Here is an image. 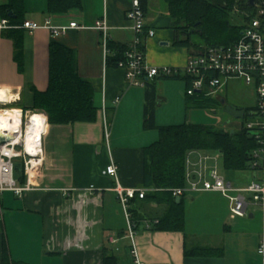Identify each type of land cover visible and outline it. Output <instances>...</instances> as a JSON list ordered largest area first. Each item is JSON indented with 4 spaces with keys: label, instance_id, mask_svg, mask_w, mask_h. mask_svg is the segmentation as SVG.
Instances as JSON below:
<instances>
[{
    "label": "crops",
    "instance_id": "obj_1",
    "mask_svg": "<svg viewBox=\"0 0 264 264\" xmlns=\"http://www.w3.org/2000/svg\"><path fill=\"white\" fill-rule=\"evenodd\" d=\"M7 1L0 0V22L4 19L1 6ZM147 2L144 22L155 37L145 43L146 62L155 68L182 70L191 52L173 46L175 32L166 0ZM131 3L132 0H81L80 8L57 13L49 12L48 0H24V22L42 26L49 21L53 27L75 22L79 29H69L58 38L45 29L33 33L23 29L0 31V90L19 92L18 105L32 111V87L40 92L47 90L49 47L56 42L73 52L77 74L92 85L98 109L95 122L48 123L42 177L37 188L22 197L11 192L0 194V264L4 244L11 260L25 264H104L105 258H114L110 264H135L125 213L113 191L115 179L105 171L114 163L122 187L154 191L144 187L143 166L144 149L157 140L143 127L145 87L131 86L123 69L107 66L103 36L94 29L95 23L105 18L109 41L132 43L135 34L126 18ZM213 4L225 6L226 1ZM19 30L23 31L22 71L14 58V38ZM149 82L156 86V109L172 100H186L184 80L156 78ZM232 82L238 81L228 82L217 99L229 104L230 96L235 95L233 100L237 102L245 97L256 101L254 90H245L241 95L235 89L228 91ZM116 98H120L117 104ZM239 103L230 106L253 108ZM109 112L113 113L111 118ZM157 113L155 110V121ZM90 188L93 190L88 192ZM197 202H201L200 212H195ZM183 207L184 231L166 232L152 228L165 206L129 202L128 211L131 208L142 215L134 226L139 261L260 264L257 248L262 217L258 218L251 209L259 207L249 205L245 217L231 219L228 200L217 193L191 194L190 201L187 197L183 200ZM193 249L221 250V254L202 256L196 252V256L187 257L186 251Z\"/></svg>",
    "mask_w": 264,
    "mask_h": 264
},
{
    "label": "trees",
    "instance_id": "obj_2",
    "mask_svg": "<svg viewBox=\"0 0 264 264\" xmlns=\"http://www.w3.org/2000/svg\"><path fill=\"white\" fill-rule=\"evenodd\" d=\"M225 6L215 5L212 0H166L169 15L172 20L171 28L175 32L174 47H181L195 51L216 46H228L234 43L244 29L243 25L232 23L230 11L235 6L234 0H225ZM144 11L147 0H140ZM241 11H251L247 5H238ZM81 7V0H48L49 12H66L69 9ZM4 19L10 24L21 25L24 22V0H8L1 6ZM245 20V17H241ZM14 38V58L22 71L23 43L22 30L17 31ZM193 37L199 43L193 41ZM109 55L106 58L108 67L119 68L124 60L128 45L116 44L108 40ZM145 51V46H143ZM192 55V54H191ZM166 80H184L187 89L191 87V79L184 76H169ZM187 91V90H186ZM32 111H42L47 115L50 125H70L75 123H91L97 118L98 109L94 103V89L90 83L79 77L76 70L75 56L71 50L53 42L49 47V83L44 92L35 90ZM187 109L198 108L206 110H224L221 100L206 97L204 93L187 95ZM157 106L156 86L146 82L143 127L147 131L156 130L159 138L144 149L143 182L147 192L143 199L138 195L130 202L140 201L142 204H156L165 206L164 213L156 218L153 230L166 232H183L185 226V211L181 196L179 203L173 197L172 190L184 188L186 183V159L191 151L219 154L222 167L227 172H242L251 170L252 155L261 146L257 137L260 129L248 130L245 126L249 122L250 111L256 107L245 109L246 116L240 121V127L231 134V129L214 128L211 126L182 124L158 126L155 121ZM18 107L24 108L23 105ZM252 171V170H251ZM23 180H21L22 182ZM132 223L142 217L136 210L129 209ZM199 250V251H197ZM220 255L221 250L193 249L186 251V256ZM114 262V258H105L104 264ZM1 264H25L11 260L6 244Z\"/></svg>",
    "mask_w": 264,
    "mask_h": 264
},
{
    "label": "built area",
    "instance_id": "obj_3",
    "mask_svg": "<svg viewBox=\"0 0 264 264\" xmlns=\"http://www.w3.org/2000/svg\"><path fill=\"white\" fill-rule=\"evenodd\" d=\"M248 0H234L237 10L244 20V29L240 37L231 45L216 46L198 50V56L190 55L185 67L155 68L146 62L143 46L147 39L155 37V32L145 26V11L140 0H132L131 8L126 13L127 20L132 25L135 38L128 45L124 60L119 68L125 72L127 82L134 87H145L146 82L156 78L169 76H184L191 79V87L186 93H204L206 97L217 99L220 91L230 81L242 82L254 90L257 110L250 111L249 122L245 124L248 130L259 128L257 137L261 140L260 148L252 155L250 167L254 173V181L247 187L234 186L228 182L218 168L219 154L212 156L202 151H191L186 159V183L184 188L172 190L173 197L180 198L188 194L217 193L226 198L230 204V218H243L247 215L249 205H255L262 211V231L257 248L260 264H264V0H259L255 7L247 5ZM247 5L251 11H241L238 5ZM23 29L33 33L39 29L50 32L53 38H58L69 29H79L77 23L64 27H53L47 21L44 25L23 22L12 25L7 19L0 22V31ZM94 29L103 36L105 56L110 54L108 43L109 27L105 18L98 20ZM11 98L7 103H0V136L10 137L4 144L0 143V194L11 192L18 197L37 188L42 177L44 162L43 140L47 133V116L39 111L24 110L18 107L21 102L19 92L9 91ZM120 98L115 99V104ZM246 116V115H245ZM15 163L21 164L22 176L19 181L14 179ZM106 175L115 179L113 191L123 208L128 223V238L132 243V253L135 264H143L138 259L135 246L134 224L128 211L129 202L137 195L143 199L146 189H126L118 182V170L111 163ZM21 180H23L21 182ZM93 188L88 189L91 192Z\"/></svg>",
    "mask_w": 264,
    "mask_h": 264
},
{
    "label": "rangeland",
    "instance_id": "obj_4",
    "mask_svg": "<svg viewBox=\"0 0 264 264\" xmlns=\"http://www.w3.org/2000/svg\"><path fill=\"white\" fill-rule=\"evenodd\" d=\"M213 2L219 3L220 0H212ZM232 23L235 25H243L242 14L240 11L237 10V7H233L230 11ZM193 41L199 43V40L196 37H193ZM175 81V80H174ZM237 92L238 95H241L242 92L245 90L252 91L251 88L245 86L241 82H232L229 85L228 91ZM226 96V92L222 93V97ZM235 96V95H234ZM234 96H230L229 104L231 106H239V102L246 103L247 106L254 107L256 105V101L254 97H250V99H241L234 101ZM116 106V105H115ZM158 112V119L156 123L158 126H171V125H182V124H194V125H203V126H211L214 128H226L237 131L240 127V121L236 120L227 114L224 113V110H206V109H198V108H191L190 110L187 109L186 101L179 102L176 100H172L169 105H164L160 109H156ZM42 112V111H39ZM44 113V112H42ZM45 114V113H44ZM46 115V114H45ZM47 116V115H46ZM113 116L112 112H109V118ZM148 134H154L156 136V140H158L159 132L148 131ZM155 140V141H156ZM212 156H216L215 153H210ZM218 168L223 177L228 181L231 182L234 186H242L247 187L254 181V173L251 170L242 171V172H227L222 167V159L218 160ZM188 201L191 200V194L187 195ZM198 207L195 208V212H200L199 206L201 202H197ZM256 213L257 217H262V211L260 208H251ZM122 211V210H121Z\"/></svg>",
    "mask_w": 264,
    "mask_h": 264
},
{
    "label": "water",
    "instance_id": "obj_5",
    "mask_svg": "<svg viewBox=\"0 0 264 264\" xmlns=\"http://www.w3.org/2000/svg\"><path fill=\"white\" fill-rule=\"evenodd\" d=\"M258 2H259V0H248L247 5L249 7H255L258 4ZM190 52L194 56H198L200 54L199 52L195 51L194 48H191ZM221 104L224 106V113L225 114H227L228 116H230L236 120H239V121L244 120L245 115H246V111L244 109H235V108L231 107L230 105H226L225 100H221ZM233 133H234V130H231V134H233ZM9 140H10V137L0 136V143L1 144H4L5 142H7ZM13 169H14V179L16 181H19L21 179V176H22L21 164L15 163L13 166ZM180 199L181 198L176 199L177 203L180 202Z\"/></svg>",
    "mask_w": 264,
    "mask_h": 264
},
{
    "label": "bare ground",
    "instance_id": "obj_6",
    "mask_svg": "<svg viewBox=\"0 0 264 264\" xmlns=\"http://www.w3.org/2000/svg\"><path fill=\"white\" fill-rule=\"evenodd\" d=\"M0 91L4 93V94H0V103H7L11 98V95L4 90H0Z\"/></svg>",
    "mask_w": 264,
    "mask_h": 264
}]
</instances>
